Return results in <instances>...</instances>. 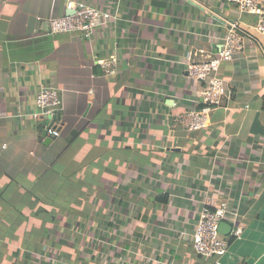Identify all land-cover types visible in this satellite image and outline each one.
<instances>
[{
  "label": "crops",
  "instance_id": "0c3cea01",
  "mask_svg": "<svg viewBox=\"0 0 264 264\" xmlns=\"http://www.w3.org/2000/svg\"><path fill=\"white\" fill-rule=\"evenodd\" d=\"M71 1L117 19L50 32ZM228 20L252 28L226 0H0V264H264V36L219 64L223 105L187 130L206 108L188 64L219 51ZM42 87L58 89L51 120L31 115ZM76 170L93 184L60 223L48 201ZM206 198L241 227L222 221L217 261L191 245Z\"/></svg>",
  "mask_w": 264,
  "mask_h": 264
},
{
  "label": "built area",
  "instance_id": "2783aa9c",
  "mask_svg": "<svg viewBox=\"0 0 264 264\" xmlns=\"http://www.w3.org/2000/svg\"><path fill=\"white\" fill-rule=\"evenodd\" d=\"M226 2L234 5L240 13L253 17L252 28L248 30L242 27L238 20H228L221 47L215 55L208 54L203 49L193 53L201 57V60L188 64V77L192 81L204 83L200 97L206 108L187 113L190 118L187 123L188 132L203 126L207 113L223 105L227 88L224 80L216 75L219 64L222 61L234 60L246 43L256 40V35L264 36V0H226ZM66 6L72 13L50 18L47 22L50 32H78L85 37H90L95 30L117 19L116 7L101 9L84 1H71ZM189 58L190 53L187 54V59ZM108 63L112 61L106 62ZM101 66H104V63H101ZM59 103L57 88L42 87L35 96V111L31 115L35 120L43 118L51 120ZM45 128L48 137L58 135V130L51 124ZM224 220L235 226V229L231 231L232 236H238L241 233V227L236 225L237 216L228 203L212 202L211 199L206 198L190 234L191 245L196 255L217 261L228 252L229 240L224 239L219 231V225ZM164 264L175 263L165 262Z\"/></svg>",
  "mask_w": 264,
  "mask_h": 264
},
{
  "label": "rangeland",
  "instance_id": "374dc122",
  "mask_svg": "<svg viewBox=\"0 0 264 264\" xmlns=\"http://www.w3.org/2000/svg\"><path fill=\"white\" fill-rule=\"evenodd\" d=\"M83 172H86L87 174H90L89 171L91 170L90 167L87 168H81ZM80 171L76 170L75 173L71 174H65L66 176H62V179H59L56 182V187L57 184H60V187L58 189H54V198L49 199L48 201V210L53 211L56 214V219L62 223L63 222V217H62V211H65L68 205H74V203H78L75 200H72L75 196L80 195L79 193L83 194L89 187H92V178L90 179L89 176L86 174V178L84 179L85 182H79L78 181V174ZM69 178L71 181H69ZM63 191H62V188ZM84 187V189H83ZM69 197V198H68ZM61 210V212H60ZM60 213V214H59ZM61 234L63 231L60 232ZM66 233V232H65ZM59 240L63 238V236L58 237Z\"/></svg>",
  "mask_w": 264,
  "mask_h": 264
},
{
  "label": "water",
  "instance_id": "95a60500",
  "mask_svg": "<svg viewBox=\"0 0 264 264\" xmlns=\"http://www.w3.org/2000/svg\"><path fill=\"white\" fill-rule=\"evenodd\" d=\"M71 13H72V11H69L68 12V14H71ZM225 230L230 231L231 230V226H230V224H228L226 222H221L220 225H219V231H220V233L223 234L225 232Z\"/></svg>",
  "mask_w": 264,
  "mask_h": 264
},
{
  "label": "trees",
  "instance_id": "16d2710c",
  "mask_svg": "<svg viewBox=\"0 0 264 264\" xmlns=\"http://www.w3.org/2000/svg\"><path fill=\"white\" fill-rule=\"evenodd\" d=\"M76 135H77V132H73L72 135H71V137H70V141L73 140ZM164 202H166V200Z\"/></svg>",
  "mask_w": 264,
  "mask_h": 264
}]
</instances>
